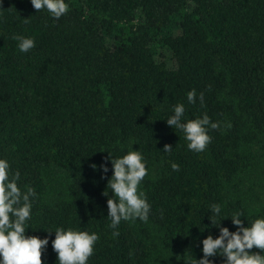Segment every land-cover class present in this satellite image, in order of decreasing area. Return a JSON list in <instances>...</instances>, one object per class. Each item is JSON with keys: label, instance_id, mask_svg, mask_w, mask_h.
I'll use <instances>...</instances> for the list:
<instances>
[{"label": "trees", "instance_id": "trees-1", "mask_svg": "<svg viewBox=\"0 0 264 264\" xmlns=\"http://www.w3.org/2000/svg\"><path fill=\"white\" fill-rule=\"evenodd\" d=\"M64 2L56 19L31 0H0V159L35 191L24 226L48 239L43 264H58L57 228L98 235L87 264H195L219 235L212 205L232 232L235 213L245 227L264 219V0ZM14 36L35 46L21 52ZM177 104L183 122L219 125L206 126L204 151L167 124ZM131 150L150 211L114 229L109 154Z\"/></svg>", "mask_w": 264, "mask_h": 264}, {"label": "clouds", "instance_id": "clouds-1", "mask_svg": "<svg viewBox=\"0 0 264 264\" xmlns=\"http://www.w3.org/2000/svg\"><path fill=\"white\" fill-rule=\"evenodd\" d=\"M36 11L47 9L56 19L66 14L69 10L64 0H31ZM27 21V19H25ZM19 40L21 52H28L35 46L30 38L14 36ZM196 93L187 94L190 103H195ZM203 102V94L200 96ZM185 107L183 104L174 106V114L166 119L167 124L182 130L188 141V148L196 152H202L211 141L207 127L217 129V123H210L209 117L197 118L183 122ZM172 146L165 144L163 151L170 152ZM109 158L112 164V176L108 180L106 188L111 189L112 197L107 199L108 217L111 218V227L116 228L122 220L139 218L147 221L150 205L144 194L140 192L139 185L148 174L143 157L139 151L131 150L122 158ZM96 169V165H92ZM104 173L108 172L105 165L100 166ZM173 170L179 166L172 165ZM19 172L10 176V165L0 159V264H43L42 255L48 245L47 238L27 236L25 222L30 218L32 203L30 197H34L35 191L27 188L22 192L18 187ZM105 196L108 194L103 193ZM219 205H212L213 218H209L212 226L219 228V235L213 238L208 235L202 241L203 258L196 260L195 264H212L209 257L220 255L225 257V264H264V219H255L250 226H243L240 213L233 214L230 218L236 226L235 232L227 227H221L214 219L220 213ZM51 233V232H49ZM113 235H119L114 232ZM99 239L95 233L87 231L64 230L57 228L55 239L52 240V248L57 253L58 264H87L93 254L94 245ZM255 248L260 252H252Z\"/></svg>", "mask_w": 264, "mask_h": 264}, {"label": "rangeland", "instance_id": "rangeland-1", "mask_svg": "<svg viewBox=\"0 0 264 264\" xmlns=\"http://www.w3.org/2000/svg\"><path fill=\"white\" fill-rule=\"evenodd\" d=\"M170 65L173 64L172 61H169Z\"/></svg>", "mask_w": 264, "mask_h": 264}]
</instances>
